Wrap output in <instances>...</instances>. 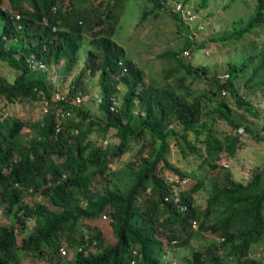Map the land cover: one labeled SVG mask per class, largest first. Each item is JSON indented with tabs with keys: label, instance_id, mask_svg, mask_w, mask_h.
<instances>
[{
	"label": "trees",
	"instance_id": "1",
	"mask_svg": "<svg viewBox=\"0 0 264 264\" xmlns=\"http://www.w3.org/2000/svg\"><path fill=\"white\" fill-rule=\"evenodd\" d=\"M148 1L151 8L144 10L142 19L161 9L173 14L181 30L180 10L162 0ZM207 2L199 0L195 9ZM124 4L125 0H0V59L19 70L12 80L0 76V101L5 105L43 97L46 103L53 102L31 123L0 113V206L11 216L8 224H0V264L17 262L25 253L56 264H159L161 254L172 250V243L183 245L198 229L210 225L221 239L205 253L193 250L185 264H264V258L252 256L253 245L264 237V168L256 169L246 182L234 179L228 170L220 178L213 173L211 190L201 207L195 202V193L203 180L196 178L186 185L189 172L168 159L172 136L178 137L183 155L186 149L201 154L211 170L219 166L222 151L226 157L235 154L240 141L236 129L247 125L233 117L224 98L216 99L212 106L208 101L229 89L239 104L248 107L247 100L236 92L234 78L246 71L254 57L257 62L250 77L264 70V46L239 61L228 59L226 77L215 73L206 77L209 94L188 98V90L178 92L169 83L147 84L142 68L114 39L111 20ZM256 25L264 28V0H255L240 26L211 39L240 38ZM84 30L91 33L85 62L70 79L65 96L54 99L47 76L50 66L63 60L64 76L73 69ZM184 35L181 49L159 54L175 61L166 77L179 69L193 78L208 72L207 63L194 65L181 54L182 49L204 48L207 40L196 42L192 35ZM33 61H42L44 66L32 68ZM86 71L98 73V117L75 101L78 92L86 90L82 79ZM120 84L125 90L118 109L112 110L110 103ZM182 85L179 76L178 89ZM253 85L264 86V78ZM216 118H225L234 132L218 135L212 128ZM27 125L29 129L23 131ZM93 130L100 139L111 132L118 140L111 138L104 144L92 138ZM190 130L205 133L200 139L204 154L191 142ZM25 134L30 137L25 139ZM137 142L140 145L126 163L131 182H126L124 174L119 180H110L111 161ZM166 171L177 179L166 176ZM26 192L42 198L28 204L23 197ZM29 219L33 220L31 226ZM16 221L20 227L16 228ZM107 224L115 235L113 241L105 240ZM60 247L65 248L64 253ZM221 249H226L225 257ZM69 250L72 256L61 259Z\"/></svg>",
	"mask_w": 264,
	"mask_h": 264
},
{
	"label": "rangeland",
	"instance_id": "2",
	"mask_svg": "<svg viewBox=\"0 0 264 264\" xmlns=\"http://www.w3.org/2000/svg\"><path fill=\"white\" fill-rule=\"evenodd\" d=\"M198 2L199 0H189L185 3L186 7L192 9L189 14L186 11L181 12L179 16L181 30L177 29V19L173 14L161 9H155L154 13L148 12L142 19L144 10L151 8V3L148 0H125L122 11L117 17L111 20L115 26L114 39L124 47L125 55L134 60L142 68L145 75L144 80L147 84L150 82H155L157 84L169 83L178 92H180L179 90H188L190 92L188 98H191L193 95H198L199 93L209 94L208 85L206 83V77L208 75L215 73L220 74L222 77H226L228 75L226 65L228 59L239 61L241 56L259 51L264 46V28L257 25L240 38L211 39V36L223 34L232 27L240 26L252 12L255 0H208L206 6L196 10L195 5H198ZM95 28H98V25H96ZM186 33L192 35V38L195 39L196 42L207 40V44L204 48H198L196 46L197 48H195L194 51L188 49L187 52L184 51L186 49H182L181 54L186 56L194 65L207 63L209 66L208 72L202 77L193 78L185 69H179L166 77L164 76L166 70L171 67L175 61L171 57L160 56L159 54L164 50L181 49L185 41L184 34ZM90 38V30H84V40L77 52L78 61L75 63L73 69L65 76L62 70L63 60L57 64H51L47 76L50 78V87L53 90V95L57 92H61L65 96L70 79L74 77L85 62L87 49L90 46L87 40ZM256 62L257 58L254 57L252 61L248 63L246 71L234 78L236 92L240 94L243 99L247 100L246 105H249V108L239 104L235 95L229 89L221 90L220 95L217 94L214 96L213 100L208 101L209 105L212 106L216 99L224 98L231 107V114L233 117L247 125L245 128V126L241 124L236 129L239 133L238 137L240 141L238 142L239 146L234 155L226 157L225 151H222L221 157L218 159L219 166L217 169L211 170L209 169V165L203 161L201 154H191L186 149L187 153L183 155L180 145L178 144V137L172 136L169 138L170 149L168 159L175 166L189 172L185 178L187 179L185 184L189 185L193 183L196 178H201L204 182L201 189L195 193V202L201 207L206 204L207 196L211 190V181L213 178L211 175L213 173L220 178L225 175V171L228 170L234 179L246 182L252 177L256 169L264 168V86L253 85L264 78V70L250 77L252 68ZM18 71L19 70L0 59L1 77L12 80ZM179 76L183 78V85L180 89L177 87ZM82 79L86 90L84 93L78 92L77 96H80L81 100L76 101L75 97V101L77 104L91 109L92 114L98 117L101 115V111L98 108L100 99L98 73L91 75L86 71ZM119 87L120 90L114 97L117 98L120 103L125 86L120 84ZM51 103L53 102L46 103L43 97L38 100L27 97L25 99L8 102L5 105L3 101H0V113L1 115L8 114L18 116L31 123L41 118V116L46 113L45 107L49 109ZM134 112L136 113V109H134ZM212 128L220 136L224 133L234 132L231 124H229L225 118L214 119L212 121ZM28 129L29 126L27 125L22 130L27 131ZM32 133L33 132L30 131V134ZM30 134H25L26 136H24V138L28 139ZM204 135V132L196 134L194 131H188L191 142L196 143L200 147L198 152L203 154L205 153L203 150L205 144L201 142L200 139H202ZM91 136L94 139H98V141L100 139L95 130L91 132ZM111 138L116 141L118 140L117 137L111 135V132H109L108 138L100 139V141L105 144ZM180 143L181 146H184L181 140ZM139 145L140 142L135 143L133 148L123 153L119 158H114L111 161L113 172L109 175L110 180L113 178L119 180L120 176L124 174L127 177L126 182H131V175L129 179L126 163L133 157V152H135ZM222 160L227 163V166L223 165ZM165 174L166 176L171 175L172 172L166 171ZM172 175L174 179H177L176 174ZM102 178L104 181L106 180L104 176H102ZM31 195L27 192L23 194L28 204L42 198L39 195L35 197ZM1 208L0 206V210ZM10 218L9 211H0V224H8ZM27 224L31 226L33 220L29 219ZM15 225L16 228L21 226L18 221L15 222ZM79 225L80 221L77 222V226ZM106 229L105 240H115V235L111 232V228L108 224ZM212 230H214V226L210 225L208 229L202 231L198 229L197 234L183 245H178L179 242L172 243V250L170 253L174 254L177 261L176 264H185V258L190 257L195 249H200L204 253L207 248L212 249L213 243L221 239V236L214 233ZM20 237V235L17 236V243L20 242ZM253 247L255 250L252 252V256L255 258H264V237L259 242L255 243ZM221 252H223V256L225 257L224 254L226 249H221ZM71 256L72 252L69 250L68 254L61 255L60 258L69 259ZM226 260L231 259L226 257ZM11 264L56 263L48 259L38 258V256L32 253H25L20 257L19 261ZM61 264H66V261H62Z\"/></svg>",
	"mask_w": 264,
	"mask_h": 264
},
{
	"label": "built area",
	"instance_id": "3",
	"mask_svg": "<svg viewBox=\"0 0 264 264\" xmlns=\"http://www.w3.org/2000/svg\"><path fill=\"white\" fill-rule=\"evenodd\" d=\"M164 3L168 4L170 7H173L177 10H180V12H184L186 11L188 14L190 13L191 9L189 7H186L185 3H183L180 0H162ZM53 28H55V26H53ZM187 52V51H185ZM121 60H118V63H121ZM30 65L32 66V68H38V67H43L44 63L42 61H33L30 62ZM125 67H122V71H125ZM218 77H222L220 74H218ZM55 95V96H54ZM53 95L54 99H59V98H63L64 94H62L61 92H57L56 94ZM81 98L80 96H76V101H80ZM100 101V99H99ZM119 106V101L117 98L113 97L112 101L110 103V108L112 110H117ZM46 110V107H45ZM62 115H64V112H61ZM68 114V113H67ZM222 163L224 166H227V163H225V161L222 160ZM193 226H196L195 222L192 223ZM60 250L62 253L65 252V248L64 247H60Z\"/></svg>",
	"mask_w": 264,
	"mask_h": 264
},
{
	"label": "clouds",
	"instance_id": "4",
	"mask_svg": "<svg viewBox=\"0 0 264 264\" xmlns=\"http://www.w3.org/2000/svg\"><path fill=\"white\" fill-rule=\"evenodd\" d=\"M171 252V251H170ZM165 252L159 258V264H176V258L173 253Z\"/></svg>",
	"mask_w": 264,
	"mask_h": 264
}]
</instances>
